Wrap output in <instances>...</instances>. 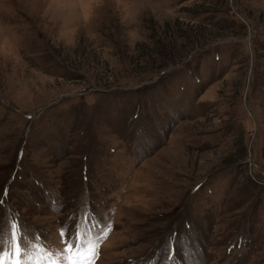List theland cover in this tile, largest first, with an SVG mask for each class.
Wrapping results in <instances>:
<instances>
[{
    "label": "rangeland",
    "instance_id": "1",
    "mask_svg": "<svg viewBox=\"0 0 264 264\" xmlns=\"http://www.w3.org/2000/svg\"><path fill=\"white\" fill-rule=\"evenodd\" d=\"M0 200L95 264H264V0H0Z\"/></svg>",
    "mask_w": 264,
    "mask_h": 264
},
{
    "label": "snow or ice",
    "instance_id": "2",
    "mask_svg": "<svg viewBox=\"0 0 264 264\" xmlns=\"http://www.w3.org/2000/svg\"><path fill=\"white\" fill-rule=\"evenodd\" d=\"M7 196V189L5 190V197ZM3 201L0 200V205ZM85 221L90 223V217L85 215ZM2 222V218H0ZM23 223L12 224L10 228V238L7 235H0V264H48L46 257L49 255H55L62 257L68 262V264H95V261L99 254V242L100 237H97L94 241L87 239L88 233L83 234L81 239V232L77 227L76 235L71 236L69 239H63L68 235L66 230H60L61 242L66 246L53 253L50 248H47L43 243L39 241L38 237L31 238V234L24 231ZM111 231L108 226L107 231L104 232V238L107 237L108 232ZM40 252L41 258L33 260V253ZM72 253L70 257L68 254ZM171 252L168 259H172ZM52 264H56L53 261Z\"/></svg>",
    "mask_w": 264,
    "mask_h": 264
},
{
    "label": "trees",
    "instance_id": "3",
    "mask_svg": "<svg viewBox=\"0 0 264 264\" xmlns=\"http://www.w3.org/2000/svg\"><path fill=\"white\" fill-rule=\"evenodd\" d=\"M178 21H176V23H177ZM173 24V23H172ZM165 25L166 26H169V21H165ZM170 25H171V23H170ZM156 33H155V30L153 31V33H152V35H155ZM193 35H195L196 33L194 32V33H192ZM198 35H196V36H194V39L191 41L192 42V44L191 45H195V44H197V42H198V37H197ZM157 38H154L153 40H154V46H156V48H159L156 52L157 53H159L158 54V56H159V60L157 61V65L155 66L156 68H161V67H163V66H166L167 64H169V63H174L175 62V60L177 59V58H173V56L170 54V53H166V52H163V50L165 49V47H166V45L164 44V42H162V37H159V34H158V36H156ZM168 41V40H167ZM172 41V38H169V43H167V45L168 44H170V42ZM164 47V48H163ZM182 56V54H179L178 55V58H180Z\"/></svg>",
    "mask_w": 264,
    "mask_h": 264
}]
</instances>
